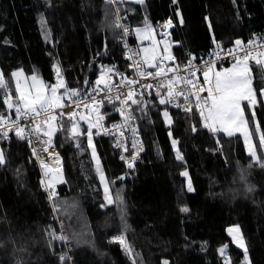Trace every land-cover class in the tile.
I'll list each match as a JSON object with an SVG mask.
<instances>
[{"label": "trees", "instance_id": "1", "mask_svg": "<svg viewBox=\"0 0 264 264\" xmlns=\"http://www.w3.org/2000/svg\"><path fill=\"white\" fill-rule=\"evenodd\" d=\"M120 4L132 29L152 25L160 33L170 20L172 55L180 64L237 40L246 44L264 37V0ZM133 42L138 49L135 35ZM103 65L130 74L115 9L107 0H0V71L8 84L0 89V115L8 116L6 90L18 103L16 71L41 79L47 89L62 82L59 91L74 98L71 90L81 97L93 92ZM254 85L258 102L253 110L244 103V111L252 144L264 160V86L257 79ZM149 93L138 91L134 98L141 103H131L145 145L141 161L131 168L119 160L113 139L98 135L95 127L92 145L100 169L87 135L78 136L77 146L71 139L74 117L63 116L61 126L49 125L50 139L63 157L62 181L50 189L56 193L52 202L40 188L28 141L16 132L0 137L5 158L0 165V264H61L65 254L71 259L63 264H224L223 246L232 264H245L244 252L227 234L232 225L241 227L250 264H264V167L250 156L244 137L213 133L196 110H173ZM112 106L105 104L101 111ZM84 117L81 133L91 119ZM50 233L67 239H53ZM120 236L125 246L112 242Z\"/></svg>", "mask_w": 264, "mask_h": 264}, {"label": "built area", "instance_id": "2", "mask_svg": "<svg viewBox=\"0 0 264 264\" xmlns=\"http://www.w3.org/2000/svg\"><path fill=\"white\" fill-rule=\"evenodd\" d=\"M111 5H113L115 9V24L116 26L119 25V27H117L120 29V40L124 47V56L128 64L130 74L127 75L125 72H119L113 66L103 65L97 72L95 87L93 89V92L89 96H76L74 98L65 97L61 101V104H67L69 106L60 108L54 107L40 116H33V114L29 113L28 115L17 118L15 107L9 108L7 106L8 116L3 120L2 123H0V137H8L11 133L16 132L17 127L24 128L23 136L28 141L32 150V154L37 160L40 174L38 179L40 188L42 191H45V193H47L48 198L51 202L53 197H49L51 187H49V177L47 175V170L61 169L63 167V157L56 146L52 143L50 137L44 135V133L48 131L49 125L52 123H54L52 125L61 126L63 116L59 115L60 113L75 111V124L79 123V118H81L82 116H89L91 118L90 120L95 125L96 131L99 133L98 135L111 137L113 139L114 147L118 152L119 160L122 161L127 167H129V163H132V165L134 166L136 163L141 161L143 154L145 153V145L142 137V132L137 125L136 118L132 110L131 102L128 101V104L120 103L121 100H124L126 98V96L123 94H126L130 89H135L136 92L143 90L145 89L144 87H142L144 84H157L160 81H163L165 87L160 88L159 91L161 92V95H164L166 93L168 79L173 78L177 81L176 88L184 89L185 95H190L191 92L203 98L208 96L207 90L198 92L197 88L203 86L205 89H207L209 85L204 83L203 71H197L194 76L190 75V73L195 69H202L206 71L210 67L211 71L209 72V79H214L215 72L221 71L230 64L237 63V59L242 58L245 55L246 51L251 52L252 54L248 60V63L254 64L256 63V59L264 61V55H259L260 53H264V37H262L258 40L252 41L251 43L249 42L239 46H221L214 53L209 55H201L198 57L193 56L189 60L192 62L191 66H189V61L185 62L184 64H180L178 63L175 56L172 55V59L167 60L163 57L162 54H160L153 62L154 64L159 65V68H149L145 66L143 61L139 58V50L133 42V29L125 22V15L121 13V8L123 6L120 4V0H117V2L115 3H111ZM169 21L170 20H168L164 24V26L160 28V33L164 38H166L167 41L171 42V31L174 27V24L170 21L171 24L169 25ZM261 65L264 66V64ZM108 69H113L114 71L109 72ZM158 70H163L167 73V75H162L158 79H153L152 77L142 78L139 74L142 71L145 73H155ZM121 76H124L126 80L135 79L139 81V83L127 85L126 80H121ZM180 77H185L187 79L193 80V82L197 84V88L190 89L189 86L185 85L180 80ZM98 80L101 81L99 84H97ZM106 84L110 86L111 91H108V88L105 87ZM118 84L120 85V87H117ZM145 90L156 97L155 89ZM109 95L113 98L114 104L108 103L107 100H105L102 105L93 104L91 101V97L93 96L97 101H99ZM117 96L120 97V100H116ZM6 97L10 98V103H12L13 105L16 104L11 93H7L4 96V102ZM73 100L77 101V104H79L78 107L77 104L72 103ZM81 101L83 102L81 103ZM190 102L192 110H196L199 113V110H197L196 108L195 95L190 96ZM200 103L201 107H203V99ZM85 104H87L88 107H85ZM105 104L113 106L107 111L102 112L101 107ZM176 104H180L181 106L177 107L175 106ZM167 106L176 111L186 112L184 110V107L188 106V104H186L183 97H176L175 103L169 104ZM121 108L124 109L123 115L120 112ZM206 112L207 111L205 110V114ZM53 116L56 117L55 120L51 119V117ZM129 116L131 117L130 119L128 118ZM46 118L49 120L48 124L44 123V120ZM13 121H15V123H13ZM37 125L39 126V131H36ZM133 129H135V132H133ZM3 133H7V136H4ZM134 142L135 146H133ZM117 144H119L120 146L117 147ZM45 148L47 149V151H44ZM133 157H135V159H133ZM41 161L44 162L46 167H42ZM52 207L54 212L58 210V207L53 203Z\"/></svg>", "mask_w": 264, "mask_h": 264}, {"label": "snow or ice", "instance_id": "3", "mask_svg": "<svg viewBox=\"0 0 264 264\" xmlns=\"http://www.w3.org/2000/svg\"><path fill=\"white\" fill-rule=\"evenodd\" d=\"M108 3H115L117 0H107ZM120 2H123V0H120ZM139 3H143V0H137ZM182 22V21H181ZM168 24L170 25L171 22L169 21ZM119 27V25H117ZM127 31V30H125ZM140 31V30H137ZM236 45H242V41L237 40ZM251 43V42H250ZM147 51V50H146ZM231 54V50H230ZM251 52L246 51L245 55L242 58L237 59V63L233 65L232 69H225L223 72L217 71L214 73V79H209V72L211 71V68L209 67L208 70L204 71L202 69H195L190 73V75H195L197 71H203V76H204V83L209 85L207 89H205L203 86H200L197 88V84L193 82L191 79H187L185 77H180V80L187 86L191 88H197L198 92H203L207 90L208 96L207 97H200L199 95H196L195 93H191L190 95H185L184 94V89H177L176 84L177 81L173 78H169L166 86V93L164 95H161V92L159 91L160 88L165 87L164 82L160 81L157 84H144L142 87L145 89H155L156 90V97L158 98L159 104L161 105H169V104H174L176 97H183L184 101L188 106L184 107V110L186 112H191L192 107H191V102H190V96L195 95L196 99V108L199 110V114L205 123L203 126L205 128H208L209 131L215 133L218 131H224L226 132L229 136H232L235 131L241 130L242 126L246 125V121L243 118V109L241 108V101H247L248 106L251 107L255 104H257V97H256V92L252 86V76L250 75L251 73V68L248 65V60L251 57ZM259 55H264V53H260ZM165 59L171 60L172 57L168 56L165 57ZM255 62L259 64H264V61H261L260 59H256ZM145 63H148L149 67H154V68H159V65L152 63L150 60H146ZM191 61H189V66H191ZM243 64V66H241ZM109 72L114 71L113 69H108ZM140 76L143 77H152L153 79H158L162 75H167L166 72L163 70H158L155 73L153 72H140ZM14 77L17 76V73L12 74ZM35 80V77L33 78ZM121 80H126L124 76H121ZM101 81H97V84H99ZM139 81L135 79H127L126 84L127 85H133V84H138ZM8 87L7 82L3 78V74L0 73V89H6ZM64 85L63 83H59L57 85L51 86L50 94L45 95L43 90L37 91L35 96H31V94H25L21 92L19 82H17V89L16 91L20 93L19 95V100L22 103H18L13 105L12 103L9 102L8 97L5 99V103L9 108L15 107L16 113H17V118H20L21 116L28 115L29 113L33 114V116H40L43 113L48 112L52 108H60V107H67L69 105L65 104L62 105L60 103V99L57 98L56 93L58 88H63ZM106 88H108V91H111V88L109 85H105ZM117 87H120L118 84ZM151 94V93H149ZM79 92L77 90H71V96H78ZM126 96L124 100H121V104H128V101H131L132 104H140L141 101L135 99V95H137V92L135 89H130L126 94H123ZM142 95V93H140ZM260 95L264 97V89L260 90ZM203 99V104L204 106L201 107V100ZM105 100H107L108 103H113L114 100L113 98L109 95L106 96L104 99H101L97 101L95 97H91V101L93 104H100L102 105ZM116 100H120V97L117 96ZM83 101H81L82 103ZM73 104H77V101L73 100ZM79 104H77V107ZM85 107H88L87 104L84 105ZM175 106L180 107V104H176ZM205 110L207 111V115H205ZM121 114L123 115L124 109H120ZM59 115L61 116H67L69 119L72 117L76 116V112H68V113H60ZM163 115L167 118L168 117V112L164 111ZM253 119L255 118V112H252ZM129 119L131 118L130 116L128 117ZM5 119L4 116L0 115V123L3 122ZM52 120H55L56 117L53 116L51 117ZM82 120L86 119V117H81ZM34 122V121H33ZM15 123V121H13ZM45 124L49 123V120L46 118L44 120ZM95 127L94 124H92L90 121L88 122V127L86 130V133H81L87 135L88 139V144L90 147H92V129ZM258 127V126H257ZM39 126L37 125L36 131H39ZM195 130V128H193ZM53 130L46 131L44 135H47L51 137ZM72 132H76V124H72ZM133 132H135V129H133ZM24 133V128L23 127H17L16 128V134L17 136H23ZM97 134H99L97 132ZM244 134H245V142L246 144L249 145V154L253 158V160L258 163L261 167H264V160L261 159L257 155V152L254 150V146L250 144L249 142V134L247 132L246 127L244 128ZM4 136H7V133H3ZM122 135V133H121ZM50 142V141H49ZM46 142V143H49ZM176 141H173V144L175 145ZM260 144L261 146H264V135L260 137ZM120 145L117 144V147ZM135 146V142L134 145ZM44 151H47L45 148ZM35 154V150H34ZM93 155L95 156V149L93 147ZM182 157L177 154V159H181ZM123 159V157H122ZM135 159V157H133ZM5 163V158H4V153L2 150H0V165H3ZM42 167H46L43 161H41ZM128 166L131 168L133 165L132 163H129ZM182 175H187V173H182ZM101 181L104 182V177L103 174H101ZM52 181L49 182V187L52 185ZM105 183V199L111 203L112 200L109 195V189L107 186V183ZM193 187L191 184V181L188 183V191L191 192L193 191ZM251 190V189H250ZM56 193L54 191L49 193V197H55ZM187 208L182 209V211H187ZM229 234H232L233 232L237 233V235L233 236V241L237 243L238 247H241L244 249V257H245V264H250V261L248 260L247 256V247L244 244L243 237L242 235H239V228L235 229H229ZM50 235L53 236V239H60V240H66L67 237L64 236H56L54 233H50ZM112 242H118L122 246H125L126 242L122 236L120 237H113ZM227 246L225 248L221 249V252L223 253L225 251ZM125 250L127 252H131V249L126 247ZM61 260V264H63V261L66 259H71L68 257L66 254L61 255L59 257ZM135 264V262H133ZM164 264H167V261L164 262ZM227 264V262H226Z\"/></svg>", "mask_w": 264, "mask_h": 264}, {"label": "rangeland", "instance_id": "4", "mask_svg": "<svg viewBox=\"0 0 264 264\" xmlns=\"http://www.w3.org/2000/svg\"><path fill=\"white\" fill-rule=\"evenodd\" d=\"M134 1H137V0H134ZM137 30H140V31H137ZM133 33L135 35V38H136V41H137V44H138V48L140 49V56L139 58L145 63V59H148L146 57L147 54L151 55L152 57H154L156 55V45H155V42H156V38H158L160 44H161V47L163 49V57H168V56H171L172 57V43L170 41H167L166 38H164L161 33H159L157 31V29L152 26V25H145V26H142V27H136V28H133ZM145 50H147L148 52L145 53ZM153 59H150V61H152ZM169 60V59H167ZM154 62V61H153ZM248 63V62H247ZM147 66L148 63H145ZM236 64V63H233L231 65H229V67L227 69H232L233 68V65ZM255 65L251 64V63H248L249 67L251 68V73L250 75L252 76V86L254 88V83H255V80L257 79V81L262 84L264 86V66L261 65V64H257V63H254ZM241 66H243V64H241ZM254 67V69L256 70V72H259V74L257 76H255V74H253V70L252 68ZM225 69H222L220 72H223ZM1 73V71H0ZM15 73H17V76H15V81H16V89H17V82H19V86H20V90L21 92L25 93V94H31V96H35L37 91L39 90H43L44 94L45 95H49L50 94V90H51V87L47 89L46 85H44L42 83V81H40L38 78L35 77V80L33 79L34 76H28L27 74H25L24 71L22 70H19V71H16ZM60 88L57 89V93H56V96L58 99H60V103L61 101L65 98L66 94L65 93H61L59 91ZM264 89V88H262ZM7 93H10L8 90H6L5 94ZM18 93V92H17ZM19 95L20 93H18V103H21L20 100H19ZM263 100H264V97H262ZM16 103V104H18ZM244 103H247L248 105V102L247 101H241V108L243 109V118L244 120L246 121V125L245 126H242L241 130L239 131H235L234 130V134H240L244 137V140H245V134H244V128L246 127L247 129V132L249 134V142L251 145L252 144V140L250 138V129H249V125H248V122H247V118H246V115H245V111H244ZM21 106H22V103H21ZM255 105L251 106L250 109L253 110ZM207 115V112L206 114ZM165 120L166 122L168 123L169 121V118L165 117ZM91 121V120H90ZM92 122V121H91ZM75 123V122H74ZM93 123V122H92ZM205 123V121H203V124ZM94 124V123H93ZM256 124H257V121H256ZM258 126V124H257ZM79 128V130H78ZM76 127V132L73 133L72 132V127H71V132H70V137L71 139H73L75 141V145L77 146L78 145V142H77V138L78 136L81 134V127ZM257 130L259 131V129L257 128ZM223 133H225L226 135H228L226 132L222 131ZM229 136V135H228ZM246 144V142H245ZM94 147V145H92ZM247 148L249 149V145L246 144ZM93 147L90 148V151H91V157L93 159V162L94 164L98 167V169H100L99 167V164H100V160H99V157H98V154L95 150V156L93 155ZM264 147V146H263ZM254 150L256 151L255 147H254ZM257 152V151H256ZM257 155H259L257 153ZM48 177H49V182L52 181V187L56 186L59 182L62 181V178L63 176L59 173V170H51V169H48ZM102 174V173H101ZM101 174H99V179H100V182H101V185H102V189L104 191V188H105V183H107L106 181V178H105V175L103 174V177H104V182L101 181ZM186 177V186H187V189H188V183L190 181L188 175L185 176ZM192 184V182H191ZM108 186V184H107ZM192 187H193V184H192ZM108 189H109V186H108ZM194 189V187H193ZM105 193V191H104ZM110 195V194H109ZM110 198L112 200L111 203H109L107 200H106V203L108 205H111L113 203V199H112V196L110 195ZM239 228L240 232H239V235H242L243 237V241H244V244L246 245V241H245V238L243 236V233H242V230H241V227L239 225H232V226H229L227 228V234L229 235V237L232 239L233 241V236L237 235V233L233 232L232 234H229V229H235V228ZM234 245L236 247H238L237 243L234 242ZM222 248H225V246L221 247L220 250H219V253H220V256L222 258V261L224 264H232L231 263V257L229 255V251H228V247H226L225 251L222 253L221 252V249ZM239 249H241L243 252H244V249L241 248V247H238ZM248 252V251H247ZM247 256H248V253H247ZM243 263H245V257L243 258Z\"/></svg>", "mask_w": 264, "mask_h": 264}, {"label": "crops", "instance_id": "5", "mask_svg": "<svg viewBox=\"0 0 264 264\" xmlns=\"http://www.w3.org/2000/svg\"><path fill=\"white\" fill-rule=\"evenodd\" d=\"M155 45H156V55L154 56V57H152L151 55H149V54H147L146 55V57L148 58V59H145L144 61H146V60H150V59H153L151 62L153 63V61L160 55V54H163V49H162V47H161V44H160V42H159V40H158V38H156V42H155ZM139 49V48H138ZM139 52H140V49H139ZM148 51H146L145 50V53H147ZM145 64V63H144ZM145 66H147L146 64H145ZM147 67H149V66H147ZM229 67V66H228ZM228 67H226V68H224V69H227ZM31 76H33V75H31ZM35 77V76H34ZM37 78V77H36ZM39 79V78H38ZM40 81H42L41 79H39ZM42 83L45 85V83L42 81ZM80 120H81V118H79ZM52 124H54V123H52ZM52 124H50V125H52ZM80 126V122L78 123V124H76V127L78 128ZM78 130H79V128H78Z\"/></svg>", "mask_w": 264, "mask_h": 264}]
</instances>
